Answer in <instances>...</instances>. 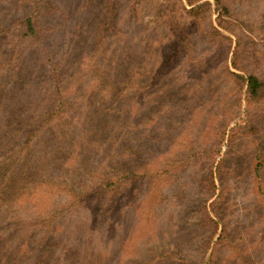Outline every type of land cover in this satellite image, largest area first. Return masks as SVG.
Returning <instances> with one entry per match:
<instances>
[{
    "label": "rangeland",
    "instance_id": "1",
    "mask_svg": "<svg viewBox=\"0 0 264 264\" xmlns=\"http://www.w3.org/2000/svg\"><path fill=\"white\" fill-rule=\"evenodd\" d=\"M54 1L68 13L49 19L52 42L66 53L68 95L82 96L92 73L81 61L96 49L98 65L118 76L107 75L106 90L90 95L96 122L76 140L93 144L82 145L81 156L94 166L114 158L152 173L134 194L116 198L107 217L99 202L65 211L49 264H264V92L240 104L239 86L225 72L243 74L231 63L237 43L242 65L264 79V0H229L235 33L222 30L232 38L222 42L207 38L206 22L190 21L185 0H115L121 35L105 27L104 0ZM205 1L214 19L213 0L197 3ZM12 3L0 0V161L8 163L1 173L18 171L19 163L9 164L37 125L36 87L45 72L31 46L15 45L5 33L27 10ZM125 146L140 148L144 160H126ZM257 153L260 179L253 172ZM211 171L213 194L205 182ZM204 206L217 225L204 223Z\"/></svg>",
    "mask_w": 264,
    "mask_h": 264
},
{
    "label": "trees",
    "instance_id": "2",
    "mask_svg": "<svg viewBox=\"0 0 264 264\" xmlns=\"http://www.w3.org/2000/svg\"><path fill=\"white\" fill-rule=\"evenodd\" d=\"M185 1L190 7L182 4V9L190 21L208 24L209 40H232L230 34L223 32L235 33L232 28L235 19L229 0H213L217 12L214 19L210 1ZM12 5L15 10L21 9L22 6L27 10L7 24L5 33L17 40L14 41L15 45L26 43L31 46L45 72L41 74L39 85L36 87V90L42 93V105L34 113L38 120L37 125L29 132L27 139L17 146L13 164H9L15 166L19 163L18 171L0 172V264H49L50 258L55 256L54 248L59 244V235L64 232L61 223L65 211L74 210L83 204L99 202L100 207L105 210L104 216L107 217L114 207L115 199L125 191L134 194L136 183L141 185L145 182L152 170L145 166L139 170L136 166L120 165L114 158H111L107 165L100 162L94 166L90 159L85 163L80 149L82 145L90 147L93 143H82L76 139L86 136L85 127L88 122H96V116L89 114L90 95L94 90H106L107 75L113 81L118 79V76L111 74L106 66L98 65L100 52L96 49L92 56L84 57L81 61L86 67L89 66L87 71L92 73L87 72L91 76L90 82L82 88V96L72 94L71 98L67 93L68 85H65L66 53H61L54 46L49 22L56 14L67 16L68 13L54 0H13ZM104 5L105 27L108 26L115 34L121 35L120 17L114 10L115 0H104ZM183 35V41L191 49V41L186 37V33ZM96 44L102 48L104 43L100 40ZM239 46L240 44H235L231 63L233 68L243 74L232 71L229 67L225 68V72L239 86V103L244 100L249 104L257 101L264 92V79L245 69L243 60L239 57ZM180 48L182 46L178 50ZM115 69H119V66L116 65ZM150 71L153 70L146 69L145 74ZM88 92L90 94L86 95ZM74 98L83 101L82 108H75ZM234 131L235 129H231L232 134ZM35 137L42 142H34L32 138ZM125 148L126 151L123 149L122 154L126 153V160L131 159V163L137 164L141 159L140 148ZM8 159L12 161L13 158ZM254 161L253 172L256 179H260L262 155L257 153ZM7 164L0 161V165ZM32 164L33 166L28 168ZM28 171L34 172L35 175ZM205 182L209 183L213 194L215 181L212 171ZM131 185L134 186L130 187ZM3 194L5 197H2ZM215 202L213 200L210 203L212 209ZM203 210L204 223L212 222L217 225L218 221L209 214L206 206Z\"/></svg>",
    "mask_w": 264,
    "mask_h": 264
}]
</instances>
